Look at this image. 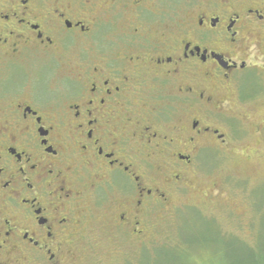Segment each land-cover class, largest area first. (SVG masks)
<instances>
[{"label":"flooded vegetation","instance_id":"flooded-vegetation-1","mask_svg":"<svg viewBox=\"0 0 264 264\" xmlns=\"http://www.w3.org/2000/svg\"><path fill=\"white\" fill-rule=\"evenodd\" d=\"M252 100L264 0H0V264H64L99 232L143 244L245 124L264 143L233 110Z\"/></svg>","mask_w":264,"mask_h":264},{"label":"rangeland","instance_id":"rangeland-1","mask_svg":"<svg viewBox=\"0 0 264 264\" xmlns=\"http://www.w3.org/2000/svg\"><path fill=\"white\" fill-rule=\"evenodd\" d=\"M45 59L37 78L60 81L64 55ZM64 87L69 91L68 82ZM37 88L45 95L43 85ZM232 106L249 123L264 119L259 101ZM245 129L233 151L213 154L197 169L174 207L155 211L143 244L90 234L84 244L69 246L64 264H264V143L248 123Z\"/></svg>","mask_w":264,"mask_h":264},{"label":"trees","instance_id":"trees-1","mask_svg":"<svg viewBox=\"0 0 264 264\" xmlns=\"http://www.w3.org/2000/svg\"><path fill=\"white\" fill-rule=\"evenodd\" d=\"M251 264H256L255 262L251 263Z\"/></svg>","mask_w":264,"mask_h":264},{"label":"snow or ice","instance_id":"snow-or-ice-1","mask_svg":"<svg viewBox=\"0 0 264 264\" xmlns=\"http://www.w3.org/2000/svg\"><path fill=\"white\" fill-rule=\"evenodd\" d=\"M0 243H2V242H0Z\"/></svg>","mask_w":264,"mask_h":264}]
</instances>
